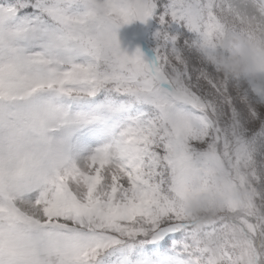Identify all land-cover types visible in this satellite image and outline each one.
<instances>
[{"label": "snow or ice", "instance_id": "1", "mask_svg": "<svg viewBox=\"0 0 264 264\" xmlns=\"http://www.w3.org/2000/svg\"><path fill=\"white\" fill-rule=\"evenodd\" d=\"M151 19L154 58L122 50ZM229 29L264 52V0H0V264H264V74L220 71Z\"/></svg>", "mask_w": 264, "mask_h": 264}, {"label": "clouds", "instance_id": "2", "mask_svg": "<svg viewBox=\"0 0 264 264\" xmlns=\"http://www.w3.org/2000/svg\"><path fill=\"white\" fill-rule=\"evenodd\" d=\"M222 50L215 57L220 71L228 76L256 79L264 74V52L238 32L227 30L222 38ZM227 194L204 190L198 178L191 181V195L185 201V211L192 217L210 219L216 207L225 202ZM216 207H211L212 203Z\"/></svg>", "mask_w": 264, "mask_h": 264}, {"label": "rangeland", "instance_id": "3", "mask_svg": "<svg viewBox=\"0 0 264 264\" xmlns=\"http://www.w3.org/2000/svg\"><path fill=\"white\" fill-rule=\"evenodd\" d=\"M158 29L156 19H151L147 23L134 21L123 26L118 31V39L122 50L128 54L135 52L137 47L144 53L146 60H152L155 56L156 40L154 34Z\"/></svg>", "mask_w": 264, "mask_h": 264}]
</instances>
